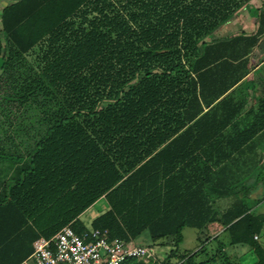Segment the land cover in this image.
<instances>
[{
	"label": "trees",
	"instance_id": "trees-1",
	"mask_svg": "<svg viewBox=\"0 0 264 264\" xmlns=\"http://www.w3.org/2000/svg\"><path fill=\"white\" fill-rule=\"evenodd\" d=\"M250 1L20 0L2 10L1 69L28 88L22 83L24 92H12L9 100H31L41 110L38 117L52 124L33 160L19 167L0 195V264H19L37 239L65 225L78 233L89 229L79 215L101 198L109 207L91 227L128 241L148 230L154 240L175 247L165 264L216 260L218 253L198 260L213 221L226 227L231 245L249 246L255 264H264L258 241L264 214L253 213L241 198L217 209L199 175L213 168L194 165L195 174L187 175L186 159L175 154L177 140L191 130L208 121L225 127L239 113L211 116L219 105L234 102L226 93L264 34V0L256 31L214 42L208 37ZM39 45H47L42 70L26 59ZM105 100L110 102L103 106ZM216 100L218 106L204 113L203 103ZM252 113L241 144L264 129V96ZM188 121L194 122L180 138L169 140ZM186 227L200 230L202 244L178 253ZM224 260L239 264L228 254ZM121 264L146 262L130 257Z\"/></svg>",
	"mask_w": 264,
	"mask_h": 264
},
{
	"label": "crops",
	"instance_id": "crops-1",
	"mask_svg": "<svg viewBox=\"0 0 264 264\" xmlns=\"http://www.w3.org/2000/svg\"><path fill=\"white\" fill-rule=\"evenodd\" d=\"M258 1H260L261 7L263 1ZM261 11L238 10L234 16H236L235 20L239 19L240 28L236 26L238 30L235 33L256 31ZM230 21L231 19L226 21V25L230 24ZM220 29V32L223 31V25L220 26ZM232 35L211 41L226 40ZM246 57L245 73L226 93L233 95L234 102L219 106L217 105L218 100L210 104L203 103L204 113L210 112L218 106L217 111L211 114L212 117L223 118L233 114L232 111L238 110L239 113L234 120L225 127L220 126L222 121H216V123L208 121L201 124L199 128L191 130L184 138H180L179 136L194 122L188 121L186 127L180 129L169 140L174 142V139L180 138L177 140L175 154L179 158L186 159L187 175L195 174L194 165L203 167L208 165L213 168V170H203L199 172V175L201 176L200 181L204 179L205 189L217 209L224 211L241 198L245 199L246 203L252 207L253 213L264 214V211L258 210V207H264V129L252 139L241 144L242 131L252 124L254 119L252 112L257 110L259 100L264 96V34L261 35L258 43ZM1 68L2 66H0V75L4 73ZM13 105L17 107L15 109L17 110L19 106L11 101L0 104V159H11L8 164L0 162V195L4 190L5 183L13 181L12 177L14 176L18 177L19 167L33 160L38 142L47 135V129L52 124L49 119L36 116L35 106L29 108L27 104L24 105L26 107L21 115L16 113L13 115ZM165 144L158 147L157 150L164 147ZM219 158L224 159L220 165L211 164L213 160ZM3 167L8 168L5 174L2 173ZM252 200L253 203H251ZM84 212L79 215L82 221ZM215 228H220L219 232L211 235V229ZM225 228L221 221H213L204 233L211 238L219 237L225 233L229 239V232ZM146 264L150 263L146 262Z\"/></svg>",
	"mask_w": 264,
	"mask_h": 264
},
{
	"label": "rangeland",
	"instance_id": "rangeland-1",
	"mask_svg": "<svg viewBox=\"0 0 264 264\" xmlns=\"http://www.w3.org/2000/svg\"><path fill=\"white\" fill-rule=\"evenodd\" d=\"M263 1V0H261ZM260 8V1L258 0H253L250 1L248 3H246L245 5H243L241 8L237 9V10H258ZM1 4H0V20H1ZM95 17L94 14H90L89 18H93ZM236 16H233L231 18L230 24L226 25V22L223 24V31H219L221 30L220 27L219 29H217L215 32H213L209 37L208 40H213V39H219V38H223V37H228L229 35L234 34L235 32H237L238 28H240V24L238 21L239 19L235 20ZM76 22H79V19H77ZM0 26H1V21H0ZM222 26V25H221ZM237 26V27H236ZM222 28V27H221ZM47 50V45L45 46H37L35 47L28 55H26V59L27 61H29V63H31L35 68H37L38 70H42L44 63L41 62L40 60V56L41 54ZM5 60V59H4ZM1 60L0 61V66L4 67L5 61ZM11 70H8L4 73H1V79H0V104H6L8 102H10L11 100L9 99H13L15 98L16 94L12 95V97L10 96V94L16 93L18 91L20 92H24L21 87H22V83H24V86L27 88V85L25 84V81H21L19 82L18 79H20V77H11ZM9 73V74H8ZM28 89V88H27ZM13 104H15L16 106H19L17 110H15L17 107H15L13 105V115H15V113L17 115H21L23 109L26 107L24 106L25 104L29 105V108H32L33 106H35V114L36 116L38 114H40L41 110L37 109V105L34 104V102H32L31 100H28L25 103H20L18 100L15 102L11 101ZM110 101L105 100L103 103V106H106ZM34 104V105H33ZM23 106V107H22ZM0 162H2L3 164H8L11 162V159H7V160H1ZM5 166V165H4ZM3 169V174H5V171H7L8 168H2ZM1 174V172H0ZM263 175H264V171H263ZM254 201L252 200L251 203H253ZM264 203V202H263ZM109 207L108 201L106 198H101L100 200H98L93 206H91L90 208H88L82 216V219L84 221V223L88 226L91 227V222L92 220L98 216L99 214L103 213L104 211H106ZM259 211H264V207H258ZM220 228H215V229H211L210 234L213 235L217 232H219ZM183 235H184V239L183 242L180 244L179 246V250L178 253H183L185 251H192V250H196L201 246V240L199 239V235H200V230L194 227H186L183 230ZM164 239H158V240H154L149 231L145 230L143 233H141L139 236H137L136 238H134L132 240V242L134 244L137 245H143V246H147L150 247L153 252L154 255L156 256V259L154 260V257L150 260V264H165L164 260H166L167 256L169 255V253L171 252L172 249H175L174 246H170L167 244H164ZM222 241L223 243V251H219L220 249V244L219 242ZM258 241L261 242L264 245V228L259 232V237H258ZM205 250L206 253L201 254L200 257L198 258L199 261H205L207 260L209 257H211L213 254L218 253L216 260H214L213 262H211L210 264H225V254H228L229 257L233 260L236 261L239 264H255L256 261V255L254 253V251L249 247V246H245V245H231L229 239L227 238V234L222 233L221 236L215 238V236H213V238H211L206 244H205ZM223 252V253H222ZM173 263L177 262V258H172L171 260Z\"/></svg>",
	"mask_w": 264,
	"mask_h": 264
},
{
	"label": "built area",
	"instance_id": "built-area-1",
	"mask_svg": "<svg viewBox=\"0 0 264 264\" xmlns=\"http://www.w3.org/2000/svg\"><path fill=\"white\" fill-rule=\"evenodd\" d=\"M130 257L149 263L154 252L132 240L110 238L108 229L90 227L78 233L68 224L50 238L37 239L19 264H121Z\"/></svg>",
	"mask_w": 264,
	"mask_h": 264
},
{
	"label": "water",
	"instance_id": "water-1",
	"mask_svg": "<svg viewBox=\"0 0 264 264\" xmlns=\"http://www.w3.org/2000/svg\"><path fill=\"white\" fill-rule=\"evenodd\" d=\"M17 1H20V0H0L1 9L3 10L4 8L10 6L11 4Z\"/></svg>",
	"mask_w": 264,
	"mask_h": 264
}]
</instances>
